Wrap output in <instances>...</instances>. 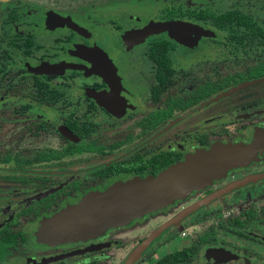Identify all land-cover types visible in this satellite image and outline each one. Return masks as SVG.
<instances>
[{
	"label": "flooded vegetation",
	"instance_id": "flooded-vegetation-1",
	"mask_svg": "<svg viewBox=\"0 0 264 264\" xmlns=\"http://www.w3.org/2000/svg\"><path fill=\"white\" fill-rule=\"evenodd\" d=\"M236 1L216 13L177 6L144 22L129 15L111 39L93 30L89 3L75 13L47 7L27 24L15 19L16 1L0 0L10 6L0 39L9 35L21 55V80L6 81L0 97L8 108L0 107V264H264V10ZM198 11L204 19L190 15ZM226 12L234 15L222 25L207 17ZM157 21L207 33L142 34ZM197 21L235 31L207 47L214 34ZM215 142L248 145L250 154L163 207L94 236L55 239L64 208Z\"/></svg>",
	"mask_w": 264,
	"mask_h": 264
},
{
	"label": "water",
	"instance_id": "water-1",
	"mask_svg": "<svg viewBox=\"0 0 264 264\" xmlns=\"http://www.w3.org/2000/svg\"><path fill=\"white\" fill-rule=\"evenodd\" d=\"M70 26L79 29L74 24ZM195 30L207 33L181 21L150 22L141 32H165L178 41L183 34ZM35 70L41 72L40 69ZM249 154L248 145L215 142L207 149H197L187 154L183 160L161 169L155 176L114 183L105 190L64 208L56 218L61 229L55 239L94 236L108 227L121 225L131 218L163 207L175 199L183 198L192 190L202 188L227 169L242 163ZM146 242L147 240L139 246L140 249Z\"/></svg>",
	"mask_w": 264,
	"mask_h": 264
},
{
	"label": "rangeland",
	"instance_id": "rangeland-1",
	"mask_svg": "<svg viewBox=\"0 0 264 264\" xmlns=\"http://www.w3.org/2000/svg\"><path fill=\"white\" fill-rule=\"evenodd\" d=\"M15 2L16 6V16L15 19H17V22L21 23H31L33 19H35V16H40L43 13L47 7H55L59 6L58 8L64 13L67 12H77L78 9L74 8V6L78 7L80 4L83 2L89 3L92 8H91V15L94 17L95 23L92 24L91 26L93 27V30L95 32L99 31H107L108 33H112L113 39L118 38L119 35L122 33L120 30L122 28H125L129 25L130 22H126V20H129L127 17L130 15L132 19L133 18H140V21L144 22L146 19L149 17V15H153V17H157V15H160V13H164V11H167V9L177 7L180 9H186V10H191V9H204V7H207L210 11H213L214 13L216 12H221V11H226L227 8L232 7L237 1L236 0H80L81 3L78 2V0H49L47 3H44L45 0H13ZM37 4H33V3ZM241 4L243 5H249L252 6L254 5L255 10H264V0H260V2L255 1L252 3V0H240ZM74 3V4H73ZM10 8V6H7ZM1 10L3 11V14L0 17V22L3 24L2 27H6V22H7V10L6 5L3 3L0 6ZM35 10H37L35 12ZM177 10V9H176ZM205 10V9H204ZM74 12V13H75ZM192 20V19H191ZM198 23H202L200 25H203L202 27H207L203 28L208 31H211L214 34V39L209 41L208 43L205 44L207 47H221L223 38L228 35V33L235 31L234 28L229 27V26H224L221 28L213 27L211 26L208 22H202V21H197ZM116 25L121 26L119 30H115L113 27ZM199 26V25H198ZM200 27V26H199ZM201 27V28H202ZM3 31H5L4 28ZM96 29V30H95ZM1 31L3 34L4 32ZM120 32V33H119ZM62 33L59 34L60 41L62 40L61 35ZM10 36L8 35L7 37H4L3 39H0V97L4 96L7 97V92H9L5 86L7 85L6 81H13V84L15 82H20L19 78V70L17 69V64L20 61L19 56L13 51V44H11V40L9 38ZM204 40V39H203ZM56 41L55 43H49V45L53 44L54 46H51L49 48L48 53H50V49H57V46L61 44V42ZM206 42V40H205ZM230 42V41H229ZM228 42V43H229ZM204 44V43H203ZM40 45H36L34 47L35 52L31 51V58L33 60H38L41 57H38L40 54L39 48ZM204 46V47H205ZM231 46V45H227ZM22 46H19V49L17 51H21ZM16 51V52H17ZM5 53H10V55L6 56ZM43 56H48L47 53H43ZM27 80H29V77H26ZM58 79V78H54ZM7 102V101H6ZM0 105H2L0 103ZM1 110H8L7 105L5 106H0ZM178 240V239H177ZM184 243L183 239H180L176 241V247L178 245H181ZM174 242H170V244L165 245L163 247V252L173 250L175 248Z\"/></svg>",
	"mask_w": 264,
	"mask_h": 264
},
{
	"label": "trees",
	"instance_id": "trees-1",
	"mask_svg": "<svg viewBox=\"0 0 264 264\" xmlns=\"http://www.w3.org/2000/svg\"><path fill=\"white\" fill-rule=\"evenodd\" d=\"M190 15H194L196 18H203L205 17V13H203L202 11H198V12H192L190 13ZM233 13L232 12H226L220 15H214V14H208L207 17L210 19L212 24L215 25H222L224 23H229L231 22V18L233 17Z\"/></svg>",
	"mask_w": 264,
	"mask_h": 264
}]
</instances>
